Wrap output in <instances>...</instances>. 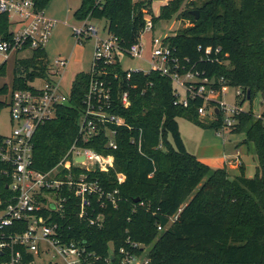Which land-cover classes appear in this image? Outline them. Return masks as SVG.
I'll return each instance as SVG.
<instances>
[{
	"label": "trees",
	"instance_id": "trees-1",
	"mask_svg": "<svg viewBox=\"0 0 264 264\" xmlns=\"http://www.w3.org/2000/svg\"><path fill=\"white\" fill-rule=\"evenodd\" d=\"M48 1L42 0L43 8ZM152 3L105 0L99 7L96 0H81L74 17L77 21H106L109 31L130 46L138 41L147 15L153 16ZM153 17L156 25L175 18L188 23L168 42L183 62L190 61L189 67L214 74L218 81L224 78L227 85L243 92L250 91L251 99L264 94V0H171ZM7 28L4 22L1 33L5 37ZM209 47L214 52L221 49L220 62L205 60ZM6 65L0 64V78L7 73ZM48 68L47 55L41 51L18 61L12 87L0 88V113L10 93L29 89ZM85 79V75L77 77L71 104L60 108L54 121L36 131L34 158L42 171L59 164L76 138ZM136 82L139 88L131 91L132 106L118 109L131 129H120L115 170L98 172L95 178L107 191L119 190L118 207L102 208L93 200L88 215H102L104 224L92 226L79 218V203L73 198L63 217L54 215L53 220L67 238L81 240L100 257L95 264H119L120 250H132L131 244L143 247L134 251L140 256L151 247V264H264L263 122L250 112L241 115L239 124L230 130L231 134H246L241 145L253 143L257 162L254 178L245 175L244 164L239 167L241 174L232 178L226 168L213 169L189 153L182 139L179 118L204 128L221 126L200 121L198 108L203 102L195 100L189 108L175 106L172 82L157 73L135 76L130 84ZM103 145L99 140L89 147L103 153ZM117 174L126 176L121 185ZM7 184L0 177V196L7 193ZM136 199L140 202L135 203ZM27 257V261L33 260ZM7 261L6 253L0 256V264Z\"/></svg>",
	"mask_w": 264,
	"mask_h": 264
},
{
	"label": "built area",
	"instance_id": "built-area-1",
	"mask_svg": "<svg viewBox=\"0 0 264 264\" xmlns=\"http://www.w3.org/2000/svg\"><path fill=\"white\" fill-rule=\"evenodd\" d=\"M104 1L96 0V5L102 7ZM4 22L8 25L7 37L1 33ZM79 22L80 26L73 27L76 44L83 46L92 41L93 61L88 72H79L74 79L75 82L79 75L87 78L82 85L84 95L78 132L54 168L48 171L37 168L34 136L40 126L57 118L60 108L71 104L73 88L71 94L66 95L60 86V77L68 69L70 59L59 57L49 62L45 76L36 80L42 82L40 87L34 86L35 81L29 84V89L13 91L6 100L13 131L8 137L2 136L0 142V162L3 164L0 177L8 181L7 193L0 196V256L5 253L9 256V261L3 264H38L44 259H49V264H95L100 260L81 240L67 238L53 217H63L69 200L74 198L79 203V218L92 226L102 227V215L96 218L88 215L93 200L102 208L118 207L119 190L109 192L95 178L98 172L115 170L114 152L119 149L120 129H131L118 109L126 110L132 106L131 91L139 88V82L130 84L135 76L157 73L169 79L176 97L175 106L189 108L192 102L201 100L199 119L205 125L220 123L221 126L215 129L218 136L225 138L226 133L239 124V117L250 112L256 121L264 124V109L254 113L253 109L247 111L238 107L247 100L252 101L247 92L238 88L239 105H227L225 97L229 85L224 78L218 81L214 74L189 67L190 61H182L168 42L169 37L155 36L153 16L147 15L138 41L130 46H125L108 26L101 30L91 19ZM56 24L46 17L42 0H0V55H4L6 62L16 52L46 53ZM146 34L153 35L147 42L144 41ZM149 51L151 55L147 57ZM220 53V48L215 52L212 47L206 48L205 60L220 62ZM127 56L143 61L149 70L124 71L122 59ZM180 90L185 93L184 97ZM262 96L264 104V94ZM99 140L104 143L103 153L89 147ZM132 142L135 143V139ZM117 178L121 185L126 176L117 174ZM131 246L130 251L120 250L119 264H151L148 254L142 257L134 253L141 245ZM27 256L33 260L27 261Z\"/></svg>",
	"mask_w": 264,
	"mask_h": 264
},
{
	"label": "rangeland",
	"instance_id": "rangeland-1",
	"mask_svg": "<svg viewBox=\"0 0 264 264\" xmlns=\"http://www.w3.org/2000/svg\"><path fill=\"white\" fill-rule=\"evenodd\" d=\"M137 1V0H136ZM171 0H153L152 3V14L158 17L160 10L163 6L167 5ZM81 6V0H49L45 8V14L48 19L56 21V26L53 30V36L50 42L46 46V55L49 62H54L57 58H70V64L66 71L62 72L60 77V86L62 91L66 95L71 94L73 88V82L79 72H88L93 61V43L92 41L87 42L83 46L76 44V38L73 34V27L80 26V22L74 17V14ZM93 23L101 30L107 26L106 21L93 20ZM188 26V23L177 21L176 18L170 22L161 21L156 25L154 35L158 37H172ZM101 34L104 33L101 31ZM152 34H146L144 41H148L152 38ZM33 55L31 51H21L11 54L6 63L7 73L4 77L0 78V88L7 85L10 88L14 80V70L17 62L23 59H29ZM150 51L147 53V57H150ZM5 62L4 55H0V64ZM122 67L124 71L128 70H149L147 64L138 59H131L128 56L123 57ZM41 81H36L34 86L40 87ZM227 96L225 102L227 105L235 106L239 105L238 88L229 86L227 89ZM181 95L184 97L185 93L180 90ZM263 96L258 94L253 97L252 101L247 100L238 107L243 110L253 109L254 113H259L260 110L264 109L262 103ZM263 106V107H262ZM262 107V108H261ZM261 108V109H260ZM180 133L185 146L189 153L194 154L192 148L208 143V139L213 138L214 141H210V145L221 151H226L229 155L230 160L238 159L239 156L245 164V175L250 178H254L257 174V162L254 159L256 156L255 147L253 143L243 144L241 143L246 140L245 133H226V137H221L216 134L214 128H204L198 124H195L185 118L178 119ZM13 125L11 122L10 109L8 106L0 113V135L8 137L12 134ZM211 137V138H210ZM172 142V139L170 138ZM233 155V156H232ZM232 156V157H231ZM231 166L230 164H228ZM228 170V169H227ZM228 173L232 178H235L241 174V171L237 168L232 170L229 168ZM143 248V247H140ZM151 247L144 249V254L149 253ZM112 252V248H111ZM38 264H49V259H44L43 263Z\"/></svg>",
	"mask_w": 264,
	"mask_h": 264
},
{
	"label": "crops",
	"instance_id": "crops-1",
	"mask_svg": "<svg viewBox=\"0 0 264 264\" xmlns=\"http://www.w3.org/2000/svg\"><path fill=\"white\" fill-rule=\"evenodd\" d=\"M210 141H214L213 138H211L210 140L208 139L207 144L192 148L194 153L193 155L196 156V158L202 163L208 165L213 169L226 168L228 170L229 168H232V170H236L237 168L239 169L240 165L244 164L240 156L238 159L233 158V160H230L229 155L226 151H221V149L214 148L215 145L211 146ZM228 164H230L231 166H229Z\"/></svg>",
	"mask_w": 264,
	"mask_h": 264
},
{
	"label": "water",
	"instance_id": "water-1",
	"mask_svg": "<svg viewBox=\"0 0 264 264\" xmlns=\"http://www.w3.org/2000/svg\"><path fill=\"white\" fill-rule=\"evenodd\" d=\"M196 16H197V19H199V12L198 11H195L193 12ZM248 98L250 99L251 98V93L250 91L248 92ZM140 202V199H136L135 200V203H139ZM114 258V257H113Z\"/></svg>",
	"mask_w": 264,
	"mask_h": 264
}]
</instances>
